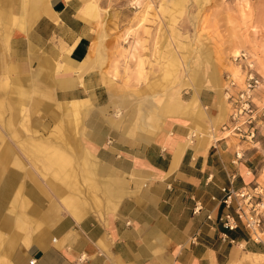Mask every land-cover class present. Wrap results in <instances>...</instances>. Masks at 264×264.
<instances>
[{
  "label": "crops",
  "instance_id": "0c3cea01",
  "mask_svg": "<svg viewBox=\"0 0 264 264\" xmlns=\"http://www.w3.org/2000/svg\"><path fill=\"white\" fill-rule=\"evenodd\" d=\"M33 9L37 18L25 33L0 40V102L21 109L28 92L35 100L49 93L64 102L106 92L93 60L90 11L79 0H36ZM207 86L216 97L207 92L203 99L212 105L216 98L225 118L221 85ZM193 90L188 105L181 101L178 110L157 113L155 122L152 112L141 119V135L132 127L131 136L100 132L89 136L91 144L83 143V176H95L105 190L106 201L95 199L98 206L92 207L90 197L75 196L69 181L66 191L51 180L66 210L53 204L43 192L49 186L25 175L29 162L22 142L28 134L3 132L0 264H264V242L218 221L221 188L252 182V166L228 135L211 143L214 125L199 123L205 114L202 89ZM43 151L49 152L48 163H71L73 149Z\"/></svg>",
  "mask_w": 264,
  "mask_h": 264
},
{
  "label": "rangeland",
  "instance_id": "374dc122",
  "mask_svg": "<svg viewBox=\"0 0 264 264\" xmlns=\"http://www.w3.org/2000/svg\"><path fill=\"white\" fill-rule=\"evenodd\" d=\"M79 1L90 11L93 60L107 91L98 89L93 97L65 102L53 101L49 93L39 98L42 102L28 92V101L21 109L14 102L7 106L0 102V135L28 134L22 142L29 162L25 175L49 186L43 192L53 204L59 202L61 209L66 210L64 196L50 187L51 180L66 191L65 181H69L72 193L80 199L90 197L92 207L99 205L97 197L106 201L104 188L95 176L84 178L79 162L80 149L84 142L91 144V134L111 136L120 132L131 136L133 127L141 135V119L152 112L151 122H155L157 113L167 111L178 100L188 105L196 82L201 81L199 99L205 114L199 123L204 128L214 125L216 131L212 133L217 136L212 143L227 132L221 129L231 113L226 93H237L245 87L249 64L261 81L255 101L264 105V0ZM35 4L36 0H0L3 43L11 34L25 33ZM243 53L247 59L237 58ZM208 83L221 85L222 95L226 94L225 118L220 117V108L214 104L216 98L212 105L203 99L207 92L216 97ZM257 122L253 140L233 133L227 138L241 159L252 166L253 181L249 184L264 186V118ZM52 148L73 149L70 165L48 163L45 157L49 152L43 150Z\"/></svg>",
  "mask_w": 264,
  "mask_h": 264
},
{
  "label": "built area",
  "instance_id": "2783aa9c",
  "mask_svg": "<svg viewBox=\"0 0 264 264\" xmlns=\"http://www.w3.org/2000/svg\"><path fill=\"white\" fill-rule=\"evenodd\" d=\"M237 58L247 59L243 53ZM246 70L245 87L233 93L227 91V99L231 104V113L228 120L221 129L227 133L240 135L241 138L253 140L256 136L258 118H264V105L259 106L255 101L256 88L261 84L260 78L256 76L254 68L249 64ZM234 86L235 83L232 82ZM223 196L220 200L222 212L218 221L226 230H235L243 227L250 234L251 239L256 242H264V186L259 183L246 184L240 187L223 186ZM196 206L195 211H199ZM211 219V215H208ZM32 260L31 263H34ZM87 264V263H82Z\"/></svg>",
  "mask_w": 264,
  "mask_h": 264
},
{
  "label": "bare ground",
  "instance_id": "6f19581e",
  "mask_svg": "<svg viewBox=\"0 0 264 264\" xmlns=\"http://www.w3.org/2000/svg\"><path fill=\"white\" fill-rule=\"evenodd\" d=\"M32 13L30 14V12H29V14L31 15V19H30V22H29V25L30 26H32L33 25V23L35 22V20H36V18H37V15H38V13L36 12V11H34V9H32V11H31ZM84 15V14H83ZM85 16V15H84ZM215 74V73H214ZM218 81V80H217ZM201 86H202V82L201 81H199V82H196V84H195V89H196V91H198V90H200V88H201ZM195 91V92H196ZM226 95V94H225ZM224 95V96H225ZM225 98H226V96H225ZM180 103L181 102H179V100L176 102V104H173V107L172 108H174L173 110H178V108L180 107ZM169 104H171V103H169ZM169 106V105H168ZM167 108V107H166ZM171 108V109H172ZM164 110H165V108H164ZM212 131H216V129L213 127L212 128ZM193 134H195V133H193ZM226 135H229L227 132H226ZM195 136H204V135H202L201 133H199V134H195ZM191 142V141H190ZM17 222H19V221H17ZM21 223H22V221H21ZM20 223V224H21ZM18 224V223H17ZM18 227V226H17ZM16 228V227H15ZM14 228V229H15ZM23 229V228H22ZM18 231V230H17ZM22 231V230H21ZM20 230H19V232H21ZM25 232V231H24ZM22 234V233H21ZM21 234H19V235H21ZM262 235H264V234H262ZM22 236V235H21ZM20 237V236H19ZM17 238V237H16Z\"/></svg>",
  "mask_w": 264,
  "mask_h": 264
}]
</instances>
